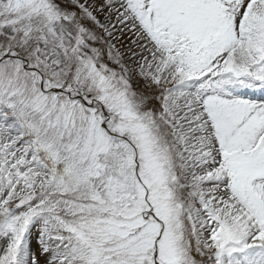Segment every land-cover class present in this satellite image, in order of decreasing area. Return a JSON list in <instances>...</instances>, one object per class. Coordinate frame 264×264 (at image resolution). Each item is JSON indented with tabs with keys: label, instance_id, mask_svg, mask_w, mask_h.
I'll return each instance as SVG.
<instances>
[{
	"label": "snow or ice",
	"instance_id": "1",
	"mask_svg": "<svg viewBox=\"0 0 264 264\" xmlns=\"http://www.w3.org/2000/svg\"><path fill=\"white\" fill-rule=\"evenodd\" d=\"M0 264H264V0H0Z\"/></svg>",
	"mask_w": 264,
	"mask_h": 264
}]
</instances>
